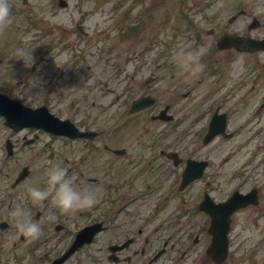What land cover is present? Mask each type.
Wrapping results in <instances>:
<instances>
[{
    "label": "flooded vegetation",
    "instance_id": "obj_1",
    "mask_svg": "<svg viewBox=\"0 0 264 264\" xmlns=\"http://www.w3.org/2000/svg\"><path fill=\"white\" fill-rule=\"evenodd\" d=\"M236 31L264 43V22ZM24 41L0 40L15 47L0 45V92L8 105L45 106L81 131L98 134L69 139L44 129L15 130L0 116V264H56L71 246L75 249L58 264H235L227 261L230 250L237 246L238 213L243 210L257 215L252 223L248 264H264V192L251 185L256 187L257 203L241 210L216 206L234 190L247 193L251 189L232 188L239 167L235 151H223L222 142L239 134L235 125L238 109H264L263 46L248 52L232 49L231 55L214 59L210 56L205 69L215 77L214 84H219L216 95L200 93L198 101H185L181 112L178 103L163 105L168 106L171 119L164 124L166 133H158V126L164 122L155 118L162 108H157L158 88L152 85L154 72L153 66L146 64L148 60L145 64L136 60L129 78L127 65L117 72L99 71L100 89L95 86V59L89 63L93 54H79V45L85 40L46 43L33 66L28 63L31 44ZM143 71L149 72L144 84L140 79ZM115 79L119 80L118 87H110ZM142 96L150 97L153 103L130 112L133 101ZM258 111L247 127L249 136L261 121L264 130ZM214 113L219 115L218 124L225 122L224 133L206 142ZM63 142L72 144L73 149L66 153L69 156L58 153ZM33 155L39 157L37 168L30 162ZM191 160L206 161V166L199 179L179 189L181 174ZM57 164L74 174L83 189H101L104 185L105 197L91 209L69 213L60 211L51 198L41 204L32 202L27 186H46V169ZM20 174L23 178L17 181ZM175 190L181 196L178 200H183L181 208L172 200ZM17 205L42 224L39 238L19 232L12 214ZM49 212H55V219H49ZM182 212L189 216L196 213L198 220L188 222L187 229L176 230L175 220L183 216ZM212 213H221V220L223 215L229 216V251L224 261H217L208 252ZM97 223L99 228L90 237V229ZM159 251L162 254L154 259Z\"/></svg>",
    "mask_w": 264,
    "mask_h": 264
},
{
    "label": "rangeland",
    "instance_id": "obj_2",
    "mask_svg": "<svg viewBox=\"0 0 264 264\" xmlns=\"http://www.w3.org/2000/svg\"><path fill=\"white\" fill-rule=\"evenodd\" d=\"M21 7H27L31 8L32 12L35 14V16L38 18L39 16L46 19L47 23H49V20L51 19H58L60 17L63 22L68 23L66 25V29H59L58 27L54 28V24H50L52 26V34L47 36H40L43 38H76L74 35L72 29L76 30V27L74 25H71V22H77V19L79 18L80 14L83 12L88 13L87 18H85L84 25L87 28V31L94 30L95 34L93 37H86L90 41H86L83 44L80 43L79 49L85 50V52L90 51L94 54L95 58V77L97 78L99 75V70H101V65L103 67L104 60H110L109 62L111 65L107 68V73H110L111 71L115 70V66L117 67L119 62L121 60H124L126 56H129L130 54H133L134 52H137L140 54V51L147 47L149 44L146 42L158 38L156 40V44L153 45V51L156 54H167L166 50L164 49L167 46V34L172 33V29L168 30V28H174L175 29V35L173 38V49L171 52V55L176 56V53L179 49H191V50H201L205 51L207 47L209 46V42H204L202 46H194L192 42H190L186 37H180L181 36H187L185 25L188 24V22L194 23V26L197 28V30H200L203 34L207 31H209L211 28L217 27L225 20H223L224 16H228L232 10L231 4L236 1H245L246 3H249L251 7H263L264 6V0H223L222 6H220V13L219 14H213L211 12L215 11L217 6L216 4H213L209 11L206 19H202L200 16L201 14H197L195 16H192L189 21L179 19L182 16V12L188 11L187 9L193 8L194 3L198 7H201L200 3L202 0H183L182 4L180 6H176L175 8L172 7L170 9H167V7H160L159 10H154L153 13H155V17H153L152 20L148 21V26L144 25L142 30H138L137 33H135L132 36H122L118 29L115 27L117 22L121 21L123 16L126 15L127 18V24H126V30L125 33L128 31L129 27L136 26V23L139 21L140 14L136 13V6L135 8L131 10H126L123 7L121 0H67L68 4L66 8L59 9L58 1L57 0H16ZM131 1V0H126ZM177 1L181 0H175L176 4ZM215 1V0H211ZM128 6V5H127ZM52 8H56V11H58V16L54 17L51 14ZM142 7H139L141 9ZM193 13V9H190ZM62 11V14L59 15V13ZM145 11V9H144ZM143 11V12H144ZM142 12V13H143ZM85 13V15H86ZM164 14L172 16L171 19L168 20L164 25L161 26V23H163L162 20L158 19L157 14ZM142 16V15H141ZM219 17V18H218ZM143 18V16H142ZM146 19V18H143ZM248 18H244V20H247ZM147 21V20H145ZM222 21V22H219ZM108 27L110 30V37H107L105 35L106 31L101 32V29ZM71 29V30H70ZM12 29L10 27H5L3 31L0 33V38H20V39H28L33 37L35 31H25L23 34L21 32H14L12 33ZM41 34V33H38ZM78 36H80L78 34ZM81 37V36H80ZM13 44V43H12ZM35 45H32L31 48L34 50ZM149 47H151L149 45ZM7 48H15L14 45L12 47ZM29 53V51H28ZM141 55H144L141 53ZM94 59H90L89 63ZM120 64L123 65V62ZM175 64L178 65L177 69L181 70L179 68V64L177 60L175 61ZM167 66V64H164ZM114 66V67H113ZM110 70V71H108ZM166 69H159L158 71L162 74H164V71ZM191 77L198 78L201 74L199 73L197 76H192L190 73H188ZM166 78H164L158 85L160 92L164 91L167 92V90L172 86L171 84L178 85V78L181 79H189V76L184 75L182 72L178 71H167ZM139 80V77L138 79ZM136 80V81H137ZM119 81V80H118ZM117 79L114 80L113 85L110 86H118ZM192 81H195V78H192ZM176 82V83H175ZM158 89V90H159ZM171 91V89H170ZM80 96V95H79ZM102 101V99H100ZM39 146V145H38ZM38 148V147H36ZM73 149L72 145L69 144H59L58 146V153H60L62 156L69 154H66L67 152H70ZM256 150H259V153L261 151H264V143L262 146L256 148ZM31 157V156H30ZM32 167L37 168L39 166V157L34 156L31 158ZM21 163V162H19ZM173 202L175 203V200L173 198ZM176 205V203H175ZM176 222V220H175ZM239 227L237 230H240V233L242 234V238L238 239L239 247L240 249L247 250V257L243 258L242 260L234 259L233 261L235 263L239 264H248V258H249V241L248 238L250 236L249 228L252 225V222L249 217L245 219V215H243L242 219H238ZM251 231H253V228L251 227ZM258 237V235H257ZM248 241V247L244 244V242Z\"/></svg>",
    "mask_w": 264,
    "mask_h": 264
},
{
    "label": "clouds",
    "instance_id": "obj_3",
    "mask_svg": "<svg viewBox=\"0 0 264 264\" xmlns=\"http://www.w3.org/2000/svg\"><path fill=\"white\" fill-rule=\"evenodd\" d=\"M9 0H0V30L11 23ZM203 52L181 48L176 53V60L184 72L197 76L205 65L201 62ZM46 186L28 185L27 192L32 202L41 204L50 198L55 206L64 213L77 209H91L99 201L100 189H83L76 183V177L66 167L52 165L46 169ZM21 234L32 239L39 238L42 224L34 220L28 211L17 205L12 212ZM55 212H49V219H55Z\"/></svg>",
    "mask_w": 264,
    "mask_h": 264
}]
</instances>
